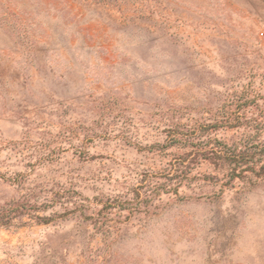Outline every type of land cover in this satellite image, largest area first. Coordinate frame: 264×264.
I'll use <instances>...</instances> for the list:
<instances>
[{
  "label": "rangeland",
  "instance_id": "obj_1",
  "mask_svg": "<svg viewBox=\"0 0 264 264\" xmlns=\"http://www.w3.org/2000/svg\"><path fill=\"white\" fill-rule=\"evenodd\" d=\"M251 138L264 0H0V264H264Z\"/></svg>",
  "mask_w": 264,
  "mask_h": 264
},
{
  "label": "trees",
  "instance_id": "obj_2",
  "mask_svg": "<svg viewBox=\"0 0 264 264\" xmlns=\"http://www.w3.org/2000/svg\"><path fill=\"white\" fill-rule=\"evenodd\" d=\"M219 127L217 125L211 126L214 130ZM198 150L197 154L204 157L205 160L216 166L226 167L230 181L243 180L249 176L264 177V142L254 143L251 138L245 140L239 146L233 147L214 140L211 148ZM37 220L41 224L51 222V218L48 217H37Z\"/></svg>",
  "mask_w": 264,
  "mask_h": 264
}]
</instances>
